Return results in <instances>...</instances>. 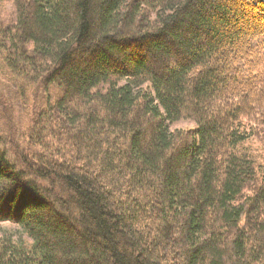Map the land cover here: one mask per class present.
<instances>
[{
  "label": "trees",
  "instance_id": "obj_1",
  "mask_svg": "<svg viewBox=\"0 0 264 264\" xmlns=\"http://www.w3.org/2000/svg\"><path fill=\"white\" fill-rule=\"evenodd\" d=\"M0 223V264H264V0H0Z\"/></svg>",
  "mask_w": 264,
  "mask_h": 264
},
{
  "label": "rangeland",
  "instance_id": "obj_2",
  "mask_svg": "<svg viewBox=\"0 0 264 264\" xmlns=\"http://www.w3.org/2000/svg\"><path fill=\"white\" fill-rule=\"evenodd\" d=\"M195 127L196 125L192 122H179L170 126V130L193 129ZM0 237H12L14 240L24 239L23 236H21L19 229L9 223H0Z\"/></svg>",
  "mask_w": 264,
  "mask_h": 264
}]
</instances>
